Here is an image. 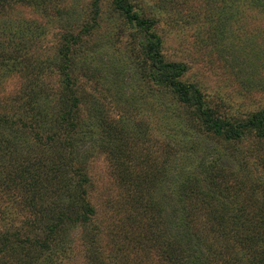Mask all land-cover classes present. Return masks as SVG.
<instances>
[{
    "label": "rangeland",
    "instance_id": "rangeland-1",
    "mask_svg": "<svg viewBox=\"0 0 264 264\" xmlns=\"http://www.w3.org/2000/svg\"><path fill=\"white\" fill-rule=\"evenodd\" d=\"M222 1L129 0V3L142 17L156 21L154 32L161 40L163 59L186 66L180 79L183 83L195 84L206 103L221 115L246 119L264 110V18L251 8H243L236 22L231 20L225 27L218 25ZM99 8L95 21L92 0H38L33 5H15L0 14V50L21 48L26 64L25 69L19 68V71L0 68V102H3L0 110L18 86L27 84L32 78L40 84L38 89H41L43 103L50 108L57 107V99L63 91L61 76L53 63L60 60L58 50L63 44V35H78L80 40L73 56L72 74L78 82L76 95L80 98L81 115V141L76 155L83 173L90 179L88 199L95 215L86 227L78 224L67 229L68 246L74 245L76 249L66 264H85L79 245L84 229L89 239L94 240L104 264L113 261L109 258L111 255H118L121 264H138L141 260L147 264H161L154 246L146 250L149 259H145L147 252L144 256L145 252L139 249L118 251L119 244H125L126 235L135 236L131 228L121 232V221L127 222L126 216L137 212V207L130 204L135 192L123 186V169L119 165L127 168V179L139 181L157 174L151 166L164 167V173L153 178L155 186L140 198L144 204L153 196L167 206L162 221L175 216V200L189 196L194 182L197 195L203 197L214 192L212 208L220 214L225 207L239 206L238 199L235 204L229 201L230 196L217 194L224 186L235 189L244 182L249 194L250 186L256 184L264 195V145L253 134L239 141L226 142L203 133L193 107L178 104L170 91L157 88L143 78L138 70L141 59L137 56L141 35L114 11L112 0H100ZM33 87L29 86L28 90ZM114 138L119 144L115 159L105 148L107 139ZM40 144H45L43 137ZM145 160L149 161L148 165ZM194 168L197 172L211 174L209 182L205 174L192 178L197 174ZM214 169L231 172L239 180H225L222 184L216 180L213 188L210 179L216 174ZM256 196V201H260V194ZM240 201L244 202L243 195ZM6 205L7 208H3ZM248 210L253 212L250 207ZM208 211L210 208L200 213L202 230H206L204 216ZM232 213L235 216L236 212ZM23 215L24 211L12 200L2 201L0 231L14 232ZM245 221L244 227L236 230L239 242L244 234L250 233L247 229L251 224L249 217ZM10 222L13 224L9 225ZM161 226L160 230L167 229ZM39 233L38 229L28 230L23 237L38 239ZM261 233L264 238V228ZM217 234L211 231L208 237ZM144 242L142 233L137 238L138 246L145 249ZM216 246L219 249L217 243L213 249ZM232 249L235 256L244 259L246 249L238 244ZM212 250L210 253L214 255ZM127 254L129 256H125ZM226 254L229 255L228 250ZM245 264H252L249 258H245Z\"/></svg>",
    "mask_w": 264,
    "mask_h": 264
},
{
    "label": "trees",
    "instance_id": "trees-1",
    "mask_svg": "<svg viewBox=\"0 0 264 264\" xmlns=\"http://www.w3.org/2000/svg\"><path fill=\"white\" fill-rule=\"evenodd\" d=\"M36 1L38 0H0V14L15 5H33ZM212 1L217 3L219 0ZM99 2L100 0H92L94 21L100 13ZM112 4L114 11L127 25L141 35L137 43V56L141 59L138 61V70L143 78L157 88L170 91L178 104H183L187 108L193 107V114L203 133L226 142L239 141L245 135L253 134L264 145V110L253 113L246 119L221 115L206 103L203 94L195 84L183 83L180 80L186 72L184 64L166 62L163 59L161 40L154 32L156 21L139 15L134 11L129 0H112ZM220 5L217 24L223 27L231 20L237 21L241 17L240 11L243 8H251L264 18V0H223ZM79 40L78 35L64 34L63 44L58 50L60 60L58 63H53L61 76L63 91L57 99V107L50 108L49 104L43 103L41 89H38L40 84L33 82V78L27 81L28 85L23 83V86H18L16 92L8 99V103L1 107L0 203L12 200L24 211V215L14 232L6 229L0 231V264H8V262L15 264L68 263L74 256L76 246H68L67 229L78 224L86 227L95 215L94 207L88 199L90 179L83 173L84 169L76 155L81 141L79 137L81 115L79 113L80 98L76 95L78 82L72 74L74 73L73 56L78 50ZM23 53L19 47H14L10 51L1 48L0 68L4 71L25 69ZM38 68L41 70L39 66ZM29 86L33 89L28 90ZM42 137L45 144H40ZM105 144V148L115 159V151H119L118 141L115 138L111 141L107 139ZM145 163L148 165L149 161L145 160ZM262 165L264 167V158ZM119 166L123 169L121 174L125 183L123 186L135 192L130 204L137 207L135 214L126 216L129 222L121 221V232L131 228L135 236H125V244L118 246L120 253L139 249L145 252V256L148 249L154 246L157 256L160 255L163 260L159 258L161 264H245V258H249L252 264H264V238L260 236L261 228H264V195H261L260 188L256 184L250 186L249 194L244 182L235 189L232 187L230 189L228 186L220 189L217 194L221 193L224 197L230 196L229 201L235 204L238 199L239 206L229 209L225 207L226 209L221 211L223 213L218 214L212 208L214 192L212 195L205 194L207 196L203 197L197 195L196 183L192 181L194 185L189 189V196L185 198L180 196L175 200L177 205L175 216L170 214L169 221H162V214L166 212L167 206L153 196H150L148 202L144 204L140 198L155 186L153 178L156 179L155 176L162 175L164 167L151 166L155 168L157 174L152 175V178L142 177L139 181L135 178L127 179L125 175L128 172L127 168L122 164ZM194 171L197 174L192 178L197 179L198 174H205L209 182L211 174L197 172L195 168ZM214 172L216 174L210 179L213 188L216 180L219 184L226 183L225 180L227 182L239 180L231 172L220 169L218 171L214 169ZM136 177L141 178V176ZM185 188L187 190L186 184H184ZM257 194H260V201H256ZM241 195L244 202L240 201ZM137 200L139 202H136ZM249 207L253 212L246 211ZM3 208H7V205ZM209 208L210 212H206L204 216L206 220L203 219L206 230H202L199 226L200 213L202 209ZM232 211L236 212L235 216L231 215ZM145 217L149 219L144 221ZM248 217L251 224L247 226V229L250 233L244 234L239 242L240 236H237L236 230H239L241 226L244 227L245 222L248 221L245 219ZM12 224L13 222L9 223V225ZM162 224L166 226V230L164 226V229L160 230ZM27 229L29 231L38 229L40 232L38 239L31 240L27 236L24 238ZM211 231L218 232L216 237H208ZM142 233L145 237L143 245L145 249L137 243V238L141 237ZM93 241L89 239L84 229L78 243L82 247L85 264H104V259H101ZM215 243L219 245V249L218 246L213 249ZM235 244L246 249L244 259L243 256L237 257L233 254L232 248ZM203 249L207 253H204ZM211 250L215 252L214 255L210 253ZM227 250L229 255L226 254ZM109 258L113 260L109 264H121L118 255H111ZM146 258H150L148 252ZM138 264H147V262L141 260Z\"/></svg>",
    "mask_w": 264,
    "mask_h": 264
}]
</instances>
